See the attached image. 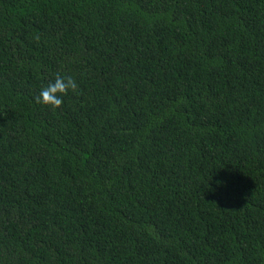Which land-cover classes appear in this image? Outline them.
<instances>
[{
  "label": "trees",
  "instance_id": "trees-1",
  "mask_svg": "<svg viewBox=\"0 0 264 264\" xmlns=\"http://www.w3.org/2000/svg\"><path fill=\"white\" fill-rule=\"evenodd\" d=\"M0 264H264V0H0Z\"/></svg>",
  "mask_w": 264,
  "mask_h": 264
},
{
  "label": "clouds",
  "instance_id": "clouds-1",
  "mask_svg": "<svg viewBox=\"0 0 264 264\" xmlns=\"http://www.w3.org/2000/svg\"><path fill=\"white\" fill-rule=\"evenodd\" d=\"M76 83L70 77L57 76L53 82L42 88L39 95L36 97L37 103L43 105H51L52 107H60L63 103L62 97L69 90H74ZM222 184V181H218Z\"/></svg>",
  "mask_w": 264,
  "mask_h": 264
}]
</instances>
